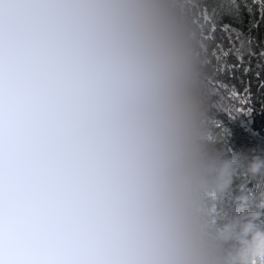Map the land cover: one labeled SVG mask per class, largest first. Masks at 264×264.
<instances>
[{
	"label": "clouds",
	"instance_id": "clouds-1",
	"mask_svg": "<svg viewBox=\"0 0 264 264\" xmlns=\"http://www.w3.org/2000/svg\"><path fill=\"white\" fill-rule=\"evenodd\" d=\"M197 13L198 0H0V264L264 254V148L215 147ZM238 174L258 195L229 209Z\"/></svg>",
	"mask_w": 264,
	"mask_h": 264
},
{
	"label": "snow or ice",
	"instance_id": "snow-or-ice-1",
	"mask_svg": "<svg viewBox=\"0 0 264 264\" xmlns=\"http://www.w3.org/2000/svg\"><path fill=\"white\" fill-rule=\"evenodd\" d=\"M196 23L215 113L250 112L264 101V0H198Z\"/></svg>",
	"mask_w": 264,
	"mask_h": 264
},
{
	"label": "built area",
	"instance_id": "built-area-1",
	"mask_svg": "<svg viewBox=\"0 0 264 264\" xmlns=\"http://www.w3.org/2000/svg\"><path fill=\"white\" fill-rule=\"evenodd\" d=\"M237 114L243 117V120L245 123H247V125H249V126L253 125L255 127L264 118V101H260L259 103L255 104L252 107V110L250 112H240ZM218 121H219V124L218 125L216 124L217 125V130H216L217 135L219 136L218 129L220 128L223 130L224 133H226L227 138H222L219 136L220 139L216 145L225 144L228 147V143L231 141V148L232 149L228 147V151L232 152L233 155H235L237 153L246 152L242 149V145H237V146L233 147V145L235 144V141H233L234 135L232 134L233 130H232L231 126L221 119H219ZM262 137H263L262 142H264V134L262 135ZM260 145L258 148H264V144L262 146H260ZM238 149H239V151H236ZM246 179H247L246 176L240 175V174H238L236 177H234L233 184H232L231 189H230V194L233 195L234 192H237V191L239 193V191L243 188L244 183L249 181ZM247 183H250V182H247ZM257 189L258 188H256L255 190H257ZM239 194H242V192ZM248 194L254 198V196L249 191H248ZM254 201H255V198H254ZM227 208H229V209L238 208V205L230 203Z\"/></svg>",
	"mask_w": 264,
	"mask_h": 264
},
{
	"label": "rangeland",
	"instance_id": "rangeland-1",
	"mask_svg": "<svg viewBox=\"0 0 264 264\" xmlns=\"http://www.w3.org/2000/svg\"><path fill=\"white\" fill-rule=\"evenodd\" d=\"M229 115H230V118L237 123L238 127H241L242 129L254 134L256 136L257 142H259V145L261 144L260 146H262L264 144V142H262L263 141L262 135L264 134L263 132H258L257 128L254 127L253 125H250V126L247 125V123L244 122L243 117L238 115L237 113H232V114H229ZM216 124L218 125L219 121L215 119L214 125H216ZM218 131H219L218 134H219L220 137L227 138L226 133H224L222 129L219 128ZM234 133L235 132L233 131L232 132V134L234 135L233 141H235V137H236ZM215 147L225 157L233 155L232 152L228 151V147L231 148V141L228 143V147L225 144H218V145H215ZM236 151H239V149L236 150ZM246 180H248V179H246ZM247 182H250V183L247 184ZM247 182L244 183L243 188L239 191V193L242 192V194H239L238 191H237V192H234L233 195L230 194L228 196L229 198L227 197L225 199V202H224L225 203V207H228V205L230 203L238 205V208L240 206L241 207L242 206L243 207H247L248 204H252L254 202V198H256V196L258 195L259 189L255 190L257 188L256 187V181H254V180L250 181L249 180ZM248 191L254 196V198L251 197V195L248 194ZM235 196H244L247 199L245 201H236V200L233 199V197H235Z\"/></svg>",
	"mask_w": 264,
	"mask_h": 264
},
{
	"label": "trees",
	"instance_id": "trees-1",
	"mask_svg": "<svg viewBox=\"0 0 264 264\" xmlns=\"http://www.w3.org/2000/svg\"><path fill=\"white\" fill-rule=\"evenodd\" d=\"M215 119L216 120H223L227 124H229L232 128V130L235 132V144L233 147L237 145H242V149L244 151H248L251 148H258L259 147V142L256 140V136L252 134L251 132H248L241 127H238L237 123L233 121L230 118V115H222V114H216L215 113ZM215 130L217 129V126L214 125ZM258 130V132H263L264 133V118L260 121L258 125L255 126ZM249 184V183H247ZM252 204H248L247 207H251ZM241 207V206H240Z\"/></svg>",
	"mask_w": 264,
	"mask_h": 264
}]
</instances>
